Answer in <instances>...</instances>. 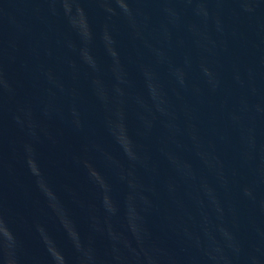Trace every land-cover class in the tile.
<instances>
[{
  "label": "water",
  "instance_id": "95a60500",
  "mask_svg": "<svg viewBox=\"0 0 264 264\" xmlns=\"http://www.w3.org/2000/svg\"><path fill=\"white\" fill-rule=\"evenodd\" d=\"M0 264H264V0H0Z\"/></svg>",
  "mask_w": 264,
  "mask_h": 264
}]
</instances>
